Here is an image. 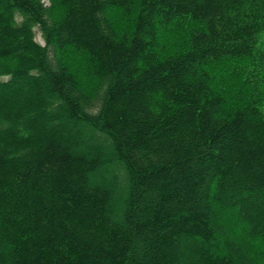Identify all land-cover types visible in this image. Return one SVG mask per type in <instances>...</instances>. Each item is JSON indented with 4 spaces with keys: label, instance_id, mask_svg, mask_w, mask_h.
I'll use <instances>...</instances> for the list:
<instances>
[{
    "label": "trees",
    "instance_id": "16d2710c",
    "mask_svg": "<svg viewBox=\"0 0 264 264\" xmlns=\"http://www.w3.org/2000/svg\"><path fill=\"white\" fill-rule=\"evenodd\" d=\"M263 34L264 0H0V264H264V110L206 71Z\"/></svg>",
    "mask_w": 264,
    "mask_h": 264
},
{
    "label": "rangeland",
    "instance_id": "374dc122",
    "mask_svg": "<svg viewBox=\"0 0 264 264\" xmlns=\"http://www.w3.org/2000/svg\"><path fill=\"white\" fill-rule=\"evenodd\" d=\"M110 18L115 29L120 32L124 31L127 25L129 26L131 20L130 16L122 17V12L119 9L113 10ZM196 25L183 17L174 18L159 32L156 46L158 56L165 57L167 54L182 52L186 49L188 47V31ZM36 39L43 43L38 33ZM76 60L72 63L67 57L66 61L70 69L75 72L79 86L86 92H91L94 88L93 77L92 79L89 77L91 72ZM83 63L85 65V61ZM208 69L212 73L211 82L215 83L213 85L217 90L221 89L219 84L222 86L221 92L228 104L232 105L238 102V98L254 99L262 105L264 110V34L259 37V42L250 57L217 62L216 68H213V65L211 67L208 65L206 71ZM213 74L216 75L213 76Z\"/></svg>",
    "mask_w": 264,
    "mask_h": 264
}]
</instances>
